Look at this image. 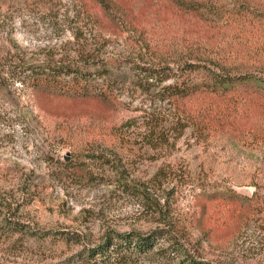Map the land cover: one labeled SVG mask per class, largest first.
<instances>
[{"label":"rangeland","instance_id":"obj_1","mask_svg":"<svg viewBox=\"0 0 264 264\" xmlns=\"http://www.w3.org/2000/svg\"><path fill=\"white\" fill-rule=\"evenodd\" d=\"M70 2L0 0L3 47L15 43L39 60L55 48L66 60L73 40L65 21ZM262 7L229 27L235 37L229 49L264 55ZM165 19L152 11L146 20L155 42L175 52L185 25ZM220 36L226 41L228 34ZM148 99L140 91L122 94V105L111 113L106 106L103 111L0 81V200L12 202L11 220L35 234L0 239V264H91L88 250L104 243L106 234L146 237L155 231L163 236L153 251L113 264H247L263 258L257 243L264 241V229L243 225L217 195H251L254 184L264 192V113L256 115L257 132L244 140L197 137L188 130L154 148L131 130L125 141L111 136L113 124L140 116L135 110L149 106Z\"/></svg>","mask_w":264,"mask_h":264},{"label":"trees","instance_id":"obj_2","mask_svg":"<svg viewBox=\"0 0 264 264\" xmlns=\"http://www.w3.org/2000/svg\"><path fill=\"white\" fill-rule=\"evenodd\" d=\"M260 3L263 6L264 0H71L65 21L73 40L66 60L57 58L60 52L55 48L39 60L17 50L15 43L4 48L0 42V81L22 83L34 94L93 103L103 111L106 106L111 113L122 105V94L150 95L149 106L143 103L135 110L142 112L140 116L113 124L111 136L123 141L128 130L154 148L170 145L188 130L197 137L244 140L257 132L256 115L264 113V55L259 50L229 49L235 40L229 27L248 20ZM55 9L59 15L62 8ZM152 11L167 24L183 21L185 35L175 52L152 37L146 20ZM222 33L228 34L226 41ZM252 187L251 195L232 190L218 193L217 200L229 203V212L243 225L254 222L264 229V218L257 217L264 212L263 188ZM12 205L0 200V239L34 236L11 220ZM162 236L161 231L146 237L108 233L104 243L88 250L87 258L91 264L124 261L134 253L153 251ZM257 249L263 258L247 264H264V241Z\"/></svg>","mask_w":264,"mask_h":264},{"label":"water","instance_id":"obj_3","mask_svg":"<svg viewBox=\"0 0 264 264\" xmlns=\"http://www.w3.org/2000/svg\"><path fill=\"white\" fill-rule=\"evenodd\" d=\"M66 160L68 161V158Z\"/></svg>","mask_w":264,"mask_h":264}]
</instances>
